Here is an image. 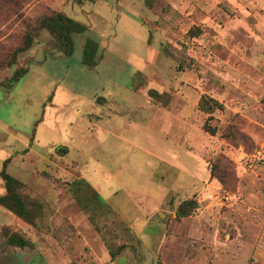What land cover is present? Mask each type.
I'll return each instance as SVG.
<instances>
[{
	"label": "rangeland",
	"instance_id": "1",
	"mask_svg": "<svg viewBox=\"0 0 264 264\" xmlns=\"http://www.w3.org/2000/svg\"><path fill=\"white\" fill-rule=\"evenodd\" d=\"M52 11L87 25L73 53L38 29L13 57ZM3 170L35 217L0 205V264H257L264 0H0V195Z\"/></svg>",
	"mask_w": 264,
	"mask_h": 264
},
{
	"label": "trees",
	"instance_id": "2",
	"mask_svg": "<svg viewBox=\"0 0 264 264\" xmlns=\"http://www.w3.org/2000/svg\"><path fill=\"white\" fill-rule=\"evenodd\" d=\"M38 29L46 30L54 40V43L58 50L66 56L73 53L74 49V35L80 34L86 31L87 25L83 22L76 20L62 11H52L49 14L43 15L37 22V25L30 27L24 34L20 46H18L13 51V57L17 53L23 52L31 47L33 42L34 32ZM98 42L92 38H86L82 48V62L83 64L94 67L98 62ZM9 62L13 63L12 59ZM27 67H20L13 71L11 76L8 78L6 84L7 87H11L14 82L18 81L26 72ZM198 108L205 113H212L215 109H222L223 104L217 99L210 97L209 95L203 93L201 94L198 101ZM211 116V115H209ZM203 129L210 134L216 132V128L205 122L203 124ZM66 148H61V152H66ZM6 192L0 195V205L11 211L17 217L21 218L25 222L32 224L34 222L33 210L27 208L21 194L19 193V188L22 186V182L6 173L4 170L2 172ZM197 207L196 201L192 198L182 200L176 210V218H182L190 215L192 211ZM8 242L19 247H23L27 244V240L16 233H11L8 235ZM116 251L109 249V254L111 258H114Z\"/></svg>",
	"mask_w": 264,
	"mask_h": 264
},
{
	"label": "crops",
	"instance_id": "3",
	"mask_svg": "<svg viewBox=\"0 0 264 264\" xmlns=\"http://www.w3.org/2000/svg\"><path fill=\"white\" fill-rule=\"evenodd\" d=\"M255 254L259 258L257 264H264V239L259 235L255 242Z\"/></svg>",
	"mask_w": 264,
	"mask_h": 264
}]
</instances>
